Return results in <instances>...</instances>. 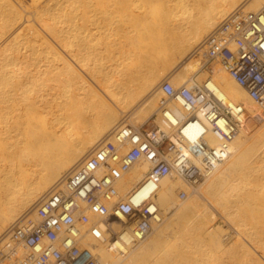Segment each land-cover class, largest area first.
Here are the masks:
<instances>
[{
  "label": "bare ground",
  "instance_id": "bare-ground-1",
  "mask_svg": "<svg viewBox=\"0 0 264 264\" xmlns=\"http://www.w3.org/2000/svg\"><path fill=\"white\" fill-rule=\"evenodd\" d=\"M263 6L264 0H0V237L119 125L155 114L156 128L171 142L182 132L187 142L219 147L202 109L188 120L177 97L158 112L159 77L178 68L164 77L189 86L205 73V37L234 10ZM108 16L131 18V29L91 49L92 24ZM126 50L134 57L123 63ZM209 72L199 81L247 114L227 144L230 155L194 184L169 171L152 186L143 181L148 160L132 164L116 184L118 196L134 206L154 200L153 233L132 248L133 226L105 216L102 241L86 237L102 264H264V109L223 63ZM215 212L240 237L233 241L235 235L213 227ZM167 229L171 241L158 247Z\"/></svg>",
  "mask_w": 264,
  "mask_h": 264
},
{
  "label": "built area",
  "instance_id": "built-area-1",
  "mask_svg": "<svg viewBox=\"0 0 264 264\" xmlns=\"http://www.w3.org/2000/svg\"><path fill=\"white\" fill-rule=\"evenodd\" d=\"M264 6L254 12L236 9L226 16L202 43L204 64L223 63L229 76L242 86L264 109ZM190 85L174 87L164 77L158 84L164 98L158 112L165 113L167 99L181 98L190 113L202 109L211 129L222 143L213 148L205 141L175 142L159 128L147 130L139 126L119 125L101 139L53 187L32 206L31 216L17 220L0 237V264H102L87 236L100 240L99 222L105 216L123 217L134 229L133 242L152 232L155 211L153 199L146 198L134 206L119 198L116 187L122 174L139 159H146L149 168L144 174L146 184L156 186L172 171L188 184L214 171L229 155L227 145L236 137L247 115L239 106L233 107L216 98L205 84L195 77ZM178 142V143H177ZM184 147L198 166L184 153ZM185 200V192L178 190ZM89 215L95 216L91 221Z\"/></svg>",
  "mask_w": 264,
  "mask_h": 264
},
{
  "label": "rangeland",
  "instance_id": "rangeland-1",
  "mask_svg": "<svg viewBox=\"0 0 264 264\" xmlns=\"http://www.w3.org/2000/svg\"><path fill=\"white\" fill-rule=\"evenodd\" d=\"M26 2H28V0H24V3H26ZM132 24H133V20L131 18L126 17V16H123V17L108 16V17H104L102 19H98L91 26V29H92L91 30L92 40L90 42L91 49L100 48L101 46L106 44L111 39H113L115 37H118L121 34V32L131 29V25ZM77 42H79V40ZM133 57H134L133 51L126 50L125 53H123V60H124L123 63H126V62L130 61L131 58H133ZM200 61L202 63H204V61H205L202 56H200ZM214 63L215 62H208V63L204 64L203 70L205 71V73L203 75H200L202 78L205 79V78L211 77V73L209 72V70L212 68ZM177 69L178 68H173V69L170 68V69H167V70L163 71L162 74H160L159 80L164 78V76H166V75H171ZM200 76H198V78H196V80L197 81L200 80L201 82L204 81V79L200 78ZM179 82L180 81L174 79V83H172V82L171 83L174 84L175 86H178L180 84ZM153 90H151L147 94V97H149L151 95ZM162 98L163 97H160L159 99H162ZM155 117H156V115L153 114L152 117L150 119H148L147 121H145V122H142V123H139V124H138V122H135V124H133V123L130 124L129 123V125L139 126L141 124H144V127L147 130H151V129L155 128V126L157 125V123L153 120ZM157 118H158V116H157ZM193 186H195V185H193ZM177 199H178V197H177ZM178 200H179V202H183L184 201V200H180V199H178ZM157 208H158V213L160 214L162 212V210L158 206H157ZM214 218L215 219L212 221L213 227H220L223 230L225 229V231L228 233L229 237L230 236L233 237L235 235L234 238H231L232 240L233 239L235 240L237 237H240L239 234L237 233V231L235 230V227L233 226L234 227L233 228V227H231L232 225H227L225 219H223V217L220 214L215 212V217ZM151 235L152 234H150L149 236H151ZM169 235L170 234H169V231L167 229L166 234L162 237V241L159 242L158 247H160L162 245H165V244H167V245L169 244L168 242L171 241ZM133 243H138V241L133 242ZM140 243L141 242H139L135 246H132V248L137 247ZM256 254L258 256L259 255L261 256L263 253L261 252V250L258 249L256 251Z\"/></svg>",
  "mask_w": 264,
  "mask_h": 264
}]
</instances>
